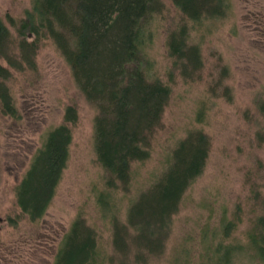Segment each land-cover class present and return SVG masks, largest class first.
<instances>
[{"label":"rangeland","instance_id":"1","mask_svg":"<svg viewBox=\"0 0 264 264\" xmlns=\"http://www.w3.org/2000/svg\"><path fill=\"white\" fill-rule=\"evenodd\" d=\"M32 1L0 0V19L15 43L19 41L16 27L6 18L11 16L17 23L32 8ZM162 1L163 10L148 24L151 35L144 58L148 76L167 83L171 94L161 125L154 131L150 157L135 163L127 188L120 184L106 188L107 174L97 160L94 141L98 109L78 87L56 44L46 40L40 46L33 68H15L0 60L11 70L6 83L19 112V117H12L0 111V264H53L78 217L95 229L100 251L113 255L112 214L129 225L132 202L161 174L169 152L192 130L209 135L206 168L173 216L165 253L141 264H168L180 241L199 234L208 221L220 223L224 209L228 219L235 214L241 217L229 241L235 237L248 244L253 220L264 215V116L258 107L264 100V0H223V14L205 13L200 21L185 20L172 0ZM183 25L187 45L198 47L203 63L188 75L182 73V59L170 54L168 44L171 34ZM70 105L76 108L77 121L71 124L67 165L46 213L32 221L17 204L16 187L48 132L64 122ZM105 191L112 211L99 204L98 197ZM109 257L104 264L119 263ZM256 262L242 255L235 264Z\"/></svg>","mask_w":264,"mask_h":264},{"label":"trees","instance_id":"2","mask_svg":"<svg viewBox=\"0 0 264 264\" xmlns=\"http://www.w3.org/2000/svg\"><path fill=\"white\" fill-rule=\"evenodd\" d=\"M185 20L200 21L205 13H224L223 0H172ZM30 10L17 23L14 36L0 19V60L15 67H35V55L46 40H52L70 64L78 87L98 109L94 121L97 160L107 174L106 188L132 180L133 166L150 157L154 131L161 125L171 88L147 74L144 46L150 39L148 24L164 7L162 0H33ZM171 34L170 54L181 61L182 73L201 68L197 46L187 45V27ZM17 68V67H15ZM9 67L0 61V111L19 117L6 81ZM264 116V100L259 104ZM76 108L66 109L64 122L51 129L34 154L29 168L16 187L17 204L30 220L47 211L60 183L69 157L72 125ZM258 137H261L258 134ZM210 138L202 130H192L166 157L164 169L154 182L132 202L128 224L114 214V254L106 256L97 244L95 229L78 217L65 234L53 264H104L105 258L118 264H141L148 257H161L169 237L173 216L179 211L185 192L204 172L210 153ZM107 189V190H108ZM102 192L99 204L112 211L111 197ZM240 215L228 219L222 211L221 222L210 221L193 236L180 241L168 264H235L250 255L264 264V215L253 220L247 232L248 244L230 238ZM133 230L131 232L130 229ZM197 256L194 261L192 256ZM118 256V257H117ZM117 257V258H116Z\"/></svg>","mask_w":264,"mask_h":264}]
</instances>
